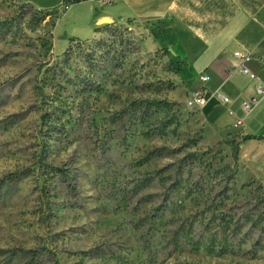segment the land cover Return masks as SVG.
<instances>
[{"label": "rangeland", "instance_id": "1", "mask_svg": "<svg viewBox=\"0 0 264 264\" xmlns=\"http://www.w3.org/2000/svg\"><path fill=\"white\" fill-rule=\"evenodd\" d=\"M34 1L0 0V264H264V186L186 104L201 73L187 31L241 12L261 30L264 0H182L222 15L80 42Z\"/></svg>", "mask_w": 264, "mask_h": 264}, {"label": "crops", "instance_id": "2", "mask_svg": "<svg viewBox=\"0 0 264 264\" xmlns=\"http://www.w3.org/2000/svg\"><path fill=\"white\" fill-rule=\"evenodd\" d=\"M45 1L57 8L52 32L60 29L61 22L69 23L67 34L78 42L98 36L109 26L128 21L216 20L222 15L217 8L209 12L186 8L182 0H80L64 7L62 0ZM21 2L36 3L34 0ZM244 20V13H238L228 25L207 36L193 34L178 22L172 25L178 32L187 29L190 35L200 38L192 42L196 56L187 67L192 77L199 71L208 76L198 89L195 83L191 87L204 93L206 99L202 106H197L196 115L204 143H231L232 149L236 148L233 152L236 176L243 173V181L264 186V94L257 97L256 104L247 112L240 108L242 100L255 95L256 86L264 88V26L260 30L254 19ZM245 30L243 38H239L238 34ZM234 50L261 54L263 59L247 61L248 72H240L235 69L236 61L231 55ZM215 92L226 96L227 102H222ZM245 135L250 138H243Z\"/></svg>", "mask_w": 264, "mask_h": 264}, {"label": "built area", "instance_id": "3", "mask_svg": "<svg viewBox=\"0 0 264 264\" xmlns=\"http://www.w3.org/2000/svg\"><path fill=\"white\" fill-rule=\"evenodd\" d=\"M232 57L235 59V69L240 72H248L246 67L247 61L251 59L262 60L263 56L261 54H253L251 52L234 50L231 52ZM200 82H204L208 79V76L204 73H200L198 76ZM222 102H227V97L222 95L219 92L214 93ZM264 94V88L261 86H256L255 95L249 98H246L241 101L240 108L242 111L247 112L250 110L257 102V97ZM205 95L199 90L190 94L186 100V104L189 106H202L205 103Z\"/></svg>", "mask_w": 264, "mask_h": 264}, {"label": "trees", "instance_id": "4", "mask_svg": "<svg viewBox=\"0 0 264 264\" xmlns=\"http://www.w3.org/2000/svg\"><path fill=\"white\" fill-rule=\"evenodd\" d=\"M78 1H80V0H62V6L64 7L67 3H74V2H78ZM70 41H73V40H70ZM243 138H245V139L246 138H250V136L249 135H245ZM232 150H233V152H235L236 151V148H233ZM13 174H11V176H14ZM12 179L13 178L11 177V180ZM1 180H0V183H1Z\"/></svg>", "mask_w": 264, "mask_h": 264}]
</instances>
